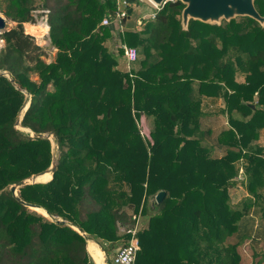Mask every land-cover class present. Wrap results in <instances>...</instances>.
Here are the masks:
<instances>
[{"label": "trees", "instance_id": "obj_1", "mask_svg": "<svg viewBox=\"0 0 264 264\" xmlns=\"http://www.w3.org/2000/svg\"><path fill=\"white\" fill-rule=\"evenodd\" d=\"M254 4L264 17V0ZM116 8V0H0L14 24L0 32V264H94L89 240L113 264L136 229L135 264H241L245 241L261 264L264 27L237 17L190 20L184 30V5L171 1L141 31H115L101 22ZM35 12L47 18L51 62L25 32ZM117 44L138 52L129 71L118 68ZM54 160L52 180L13 195ZM237 184L247 197L234 204Z\"/></svg>", "mask_w": 264, "mask_h": 264}, {"label": "water", "instance_id": "obj_2", "mask_svg": "<svg viewBox=\"0 0 264 264\" xmlns=\"http://www.w3.org/2000/svg\"><path fill=\"white\" fill-rule=\"evenodd\" d=\"M157 8L163 7L167 2L179 1L184 5V9L181 13V24L184 30L188 29L190 20L199 21L210 25H220L222 21H231L237 17H249L256 20L262 27H264V17L259 14L255 8V0H149ZM132 9L128 10V16L130 17ZM126 19H124L125 23ZM47 25V23H46ZM7 26L6 19L0 15V32L5 31ZM48 26V25H47ZM49 27V26H48ZM29 106V105H28ZM28 108V107H27ZM27 110V109H26ZM25 110V111H26ZM23 117V115H22ZM21 117V118H22ZM18 121V125L20 120ZM39 138H50V135L38 134ZM57 169V160H54L51 168L46 173H51V176ZM44 174H39L31 177L28 180L21 181L11 187V192L17 197V189L27 184L41 183L39 181ZM52 180V178L50 179ZM49 180V181H50ZM48 182V181H47ZM165 196V192H160L156 195L157 203H160ZM31 210L37 212L41 209L35 205L25 204ZM46 216H49L48 212H45ZM118 250L116 251V253Z\"/></svg>", "mask_w": 264, "mask_h": 264}, {"label": "rangeland", "instance_id": "obj_3", "mask_svg": "<svg viewBox=\"0 0 264 264\" xmlns=\"http://www.w3.org/2000/svg\"><path fill=\"white\" fill-rule=\"evenodd\" d=\"M137 5H138V7H137ZM133 7H134V9H138L137 11L135 10L136 12L134 11V13H133L134 22H136L135 19H137L136 18V15H137L136 13H138V19L140 20V23L137 24V27L135 28V30L136 31H141L143 29V27H144V19H147L148 17H152L153 16L152 13H154L157 8L152 3H150L148 0H142L141 4H137V1H135ZM139 9H141V10H139ZM41 13L42 12H35L34 13V15L37 17L36 24L35 25H33V24H25L24 25L25 32H26V34L34 37L36 43L40 47H42V48H44L46 50L48 55L45 56V60L47 62H51L53 60V58H54L55 51L50 46L49 37H47V35H44V32H42L41 29H40V25L42 23L46 24V20H45L46 16H42ZM149 14H151V15H149ZM0 15L3 16V14H1V13H0ZM142 17H144V18H142ZM6 23H7L6 29H10L14 25L12 22H10L8 20H6ZM114 29H115V31H122L123 30V28L121 29L117 25L114 26ZM47 31H48V29H47ZM48 35H49V31H48ZM107 45L110 46V44H108V43H107ZM119 45L120 44L113 45V48L115 49V53L117 54V59H118V63H119L118 68L122 69V70H125V71H128L129 67L126 64V61L123 59V57H120L118 55ZM3 46H4V42L0 39V50H1V48ZM28 105H29V103L23 109V112L21 113V116L25 113V110L27 109ZM17 128L20 129L21 131L25 132V133L26 132L28 133L27 130L22 129L20 126H18ZM139 128H140L141 135L143 136V138L145 137L147 139H150V124L145 119V117H142L140 119ZM261 141H262L261 144L264 145V135L261 137ZM53 147L55 148L54 153L57 154V150H56V147H55L54 144H53ZM49 174H50V178L49 179L44 178V179H40L39 181H42V182L49 181L51 179V173L49 172ZM238 180L240 181L241 179L239 178ZM229 194H230L234 204L239 203L241 200H243V199H245V197H247V192L245 191L243 186L239 185V184H237V186H235V187L230 188ZM37 212L41 213L38 210H37ZM41 214H43V213H41ZM138 221H139L138 228L140 229L141 227L144 226L145 219L143 220L142 218H139ZM231 241H233V239H231ZM255 248H256L257 251L264 252V243L263 242L255 243ZM238 251H239V253L241 255V264H256V261L258 260V258L257 259L254 258V256H253V252L254 251H253V248H252V246H251L249 241H245L238 248ZM261 264H264V260H262Z\"/></svg>", "mask_w": 264, "mask_h": 264}, {"label": "built area", "instance_id": "obj_4", "mask_svg": "<svg viewBox=\"0 0 264 264\" xmlns=\"http://www.w3.org/2000/svg\"><path fill=\"white\" fill-rule=\"evenodd\" d=\"M110 1V0H105ZM117 8L112 16H105L101 25L104 27L108 26H119L122 29V22L128 16V10L130 9V2L128 0H116ZM171 2V1H170ZM45 14L48 12L45 11ZM47 23V18L45 19ZM49 31V30H48ZM47 31V37H49ZM119 49L123 50V59L126 61L129 70L132 65L138 60V52L135 48L128 47L127 45H119ZM128 70V71H129ZM239 178L243 179L242 170L240 171ZM137 230L132 231V237L128 245L120 248L116 255L112 258L113 264H135L138 252L140 250V244L136 236Z\"/></svg>", "mask_w": 264, "mask_h": 264}, {"label": "crops", "instance_id": "obj_5", "mask_svg": "<svg viewBox=\"0 0 264 264\" xmlns=\"http://www.w3.org/2000/svg\"><path fill=\"white\" fill-rule=\"evenodd\" d=\"M137 1V4H141L142 3V0H136ZM149 1V0H148ZM134 2H135V0H130V5H131V8L130 9H132V13H131V15H130V17L129 18H126V21H125V23L124 22H122V24L124 25V26H122V28H123V30L122 31H124L125 29H127V28H132V29H135L136 27H137V24L138 23H140V20L138 19V13H136L137 15H136V18L137 19H135L136 20V22H134V19H133V13H134V11L136 10H138V9H134V7H133V5H134ZM150 2V1H149ZM151 3V2H150ZM137 7H138V5H137ZM156 7V6H155ZM157 8V7H156ZM158 9V8H157ZM139 10H141V9H139ZM135 11V12H136ZM153 14V13H152ZM149 15H151V14H149ZM148 15V16H149ZM142 18H144V17H142ZM146 18V17H145ZM124 21V20H123ZM47 26V25H46ZM48 27V26H47ZM48 30H49V27H48ZM55 55V54H54ZM225 123V125H226V121L225 120H219L218 122H216V124H219V126L221 125L222 126V124H224ZM220 128V127H219ZM260 142H262L261 140H260ZM51 178H52V176H51ZM90 245L92 246V249L93 250H95L94 249V247H96L97 246V248L100 250V252L102 253L101 255H102V257H101V259H100V262H98L96 259H95V257L92 255V253H91V251H90ZM87 250H88V252H89V254H90V257H91V260H92V262L95 264H106V255H105V253L100 249V247L94 242V241H91V240H89L88 241V244H87Z\"/></svg>", "mask_w": 264, "mask_h": 264}, {"label": "bare ground", "instance_id": "obj_6", "mask_svg": "<svg viewBox=\"0 0 264 264\" xmlns=\"http://www.w3.org/2000/svg\"><path fill=\"white\" fill-rule=\"evenodd\" d=\"M40 25V24H39ZM31 27V26H30ZM39 27V26H38ZM28 28V27H27ZM40 29H41V31L42 32H44V35H46L47 34V29H48V27L46 26V24L45 23H42L41 25H40ZM36 33V32H35ZM44 178H46V179H49L50 178V174L49 173H46L45 175H43L42 177H41V179H44ZM44 181V180H43ZM39 212H41V213H43L44 215H46V213H45V211L43 210V209H39L38 210ZM94 249L95 250H93L92 249V246L90 245V251H91V253H92V255L95 257V259L98 261V262H100V259H101V257H102V253L100 252V250L97 248V246L96 247H94ZM101 256V257H100ZM96 264V263H95Z\"/></svg>", "mask_w": 264, "mask_h": 264}]
</instances>
